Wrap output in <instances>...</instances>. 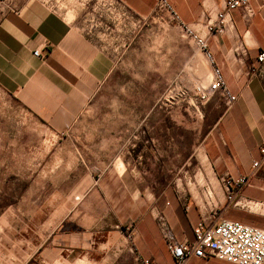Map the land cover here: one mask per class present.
<instances>
[{"label":"rangeland","instance_id":"1","mask_svg":"<svg viewBox=\"0 0 264 264\" xmlns=\"http://www.w3.org/2000/svg\"><path fill=\"white\" fill-rule=\"evenodd\" d=\"M40 1L74 18L113 68L67 123L0 89V208L26 216L15 222L17 242L1 244L27 257L45 237L42 247L77 248L75 264H138L137 224L154 205L177 194L185 211L214 221L231 204L208 193L197 151L222 97L196 93L212 71L190 58L193 40L165 11L139 17L116 0Z\"/></svg>","mask_w":264,"mask_h":264},{"label":"crops","instance_id":"2","mask_svg":"<svg viewBox=\"0 0 264 264\" xmlns=\"http://www.w3.org/2000/svg\"><path fill=\"white\" fill-rule=\"evenodd\" d=\"M116 1L139 17L156 11V0ZM169 2L184 23L205 37L212 62L195 44L191 46L190 58L200 61L207 75L209 67L212 71L217 66L236 96L229 105L222 99L216 118L199 129L197 151L206 166L208 193L219 200V196H225L223 176L246 175L247 184L229 201L231 204L221 209L220 216L264 227V163L252 166L261 158L259 147L264 140V81L248 73L249 67L256 63L257 54L264 50V0H247L253 11L249 20L242 18L241 8L229 12L222 32L208 31L205 24L207 20H216L224 0ZM74 20L40 0H0V89L52 122L62 118L67 123L78 114L113 68L109 55ZM35 49H39V56L33 54ZM192 155L193 152L188 158ZM177 196L174 195L172 203L154 205L137 224L141 243L136 245V250L155 264L173 263L156 229L155 215L162 212L178 240L191 239L192 228L198 220L193 210L183 209ZM229 207L231 210H227ZM16 210L13 205L0 208V264H75L76 258L70 255H80L77 248L42 247L45 237L35 249H30L27 257L18 254L16 247L1 244L2 237L11 236L17 242L15 222L25 221L26 216L18 217ZM76 230L81 232L80 228ZM36 252L37 256L32 259ZM184 264L231 263L189 257Z\"/></svg>","mask_w":264,"mask_h":264},{"label":"built area","instance_id":"3","mask_svg":"<svg viewBox=\"0 0 264 264\" xmlns=\"http://www.w3.org/2000/svg\"><path fill=\"white\" fill-rule=\"evenodd\" d=\"M238 8L243 9L242 18L244 20H249L252 17L253 11L248 7L247 0H224L222 9L216 13V20H207L205 27L208 31L222 32L227 23V15ZM157 10L165 11L169 20L181 27L212 62L205 37L198 35L189 24L179 18L169 0H156ZM33 54L39 56V49H35ZM255 59L256 63L249 67L248 73L260 76L264 81V50L260 51ZM196 93L200 99L205 100H208L213 94H218L227 105L236 100V96L229 90L221 70L215 65L212 68V78L207 87H197ZM259 152L261 158L253 162V167L264 163V140L259 147ZM221 182L226 200L229 202L233 201L241 187L247 184L248 178L246 175L236 178L223 176ZM158 215L156 216L157 226L166 249L173 259L172 264H184L189 257L216 258L231 264H264V227L222 216L216 217L214 221L201 217L192 228V238L178 240L164 215L161 213ZM135 260L138 264H155L152 259L139 253L136 254Z\"/></svg>","mask_w":264,"mask_h":264}]
</instances>
